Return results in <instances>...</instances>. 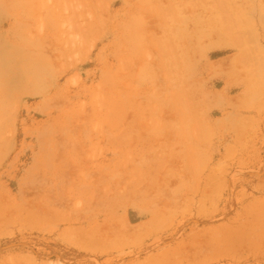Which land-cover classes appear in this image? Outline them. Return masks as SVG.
Wrapping results in <instances>:
<instances>
[{
  "label": "rangeland",
  "instance_id": "374dc122",
  "mask_svg": "<svg viewBox=\"0 0 264 264\" xmlns=\"http://www.w3.org/2000/svg\"><path fill=\"white\" fill-rule=\"evenodd\" d=\"M242 204L264 0H0V264H191L188 230Z\"/></svg>",
  "mask_w": 264,
  "mask_h": 264
},
{
  "label": "crops",
  "instance_id": "0c3cea01",
  "mask_svg": "<svg viewBox=\"0 0 264 264\" xmlns=\"http://www.w3.org/2000/svg\"><path fill=\"white\" fill-rule=\"evenodd\" d=\"M251 206V204H242L235 208L234 213L228 218L213 225H193L194 227L190 228L187 233L188 251L186 254L189 263L216 264L224 260L236 261L238 259L250 262V260L264 258V208L260 204L256 205V208H251ZM145 221L134 225L132 231L128 229L132 234L131 238L141 235L142 239L149 234V227L144 223ZM213 237L216 238L211 240ZM210 244H212L211 247Z\"/></svg>",
  "mask_w": 264,
  "mask_h": 264
},
{
  "label": "bare ground",
  "instance_id": "6f19581e",
  "mask_svg": "<svg viewBox=\"0 0 264 264\" xmlns=\"http://www.w3.org/2000/svg\"><path fill=\"white\" fill-rule=\"evenodd\" d=\"M217 1H219V0H217ZM216 3H217V2H216ZM191 6H192V5H191ZM191 6H190V8H191ZM190 8H189V9H190ZM159 9H160V8H159ZM163 9H164V8H163ZM251 9H252V8H251ZM251 9H250V10H251ZM160 10H161V9H160ZM171 10H172V9H171ZM161 11L163 12V10H161ZM223 17H224V16H223ZM238 39H239V38H238ZM243 40H244V39H243ZM245 40H246V39H245ZM248 41H249V40H248ZM235 43H236V44H239V40H238L237 42H235ZM241 43L243 44L242 41H241ZM242 44H241V45H242ZM244 44H245V41H244ZM245 46H246V45H245ZM246 48H247V47H246ZM248 49H249V48H248ZM161 50H162V49H161ZM161 50H160V51H161ZM161 52H162V51H161ZM223 60H224V59H223ZM215 64H216V63H215ZM193 104H194V103H193ZM196 104H197V103H196ZM185 105H186V104H185ZM185 105H184V106H185ZM184 108H185V107H184ZM178 120H179V119H178ZM187 120H188V119H187ZM183 123H184V122H183ZM200 123H201V122H200ZM61 217H62V216H61ZM62 218H63V217H62ZM62 218H60V219H62ZM51 221H52V220H50V222H51ZM77 221H78V220H77ZM52 222H53V221H52ZM53 223H54V222H53ZM33 225H34V224H33ZM97 226H98V225H97ZM99 226H100V225H99ZM50 228H52V227H50ZM140 228H141V226H140ZM81 230H82V229H81ZM83 230L86 231V229H83ZM104 230H105V229H104ZM139 230H140V229H139ZM216 230H218V229H216ZM68 231H69V230H68ZM68 231H66V232L68 233ZM71 231H73V230H71ZM222 231H223V229L221 230V233H222ZM224 231H225V229H224ZM140 232H143V230L141 229ZM225 232H226V231H225ZM67 233H66V234H67ZM103 233H104V232H103ZM115 233H116V232H115ZM68 234H70V231H69ZM108 234L111 235L110 233H108ZM213 234H214V233H213ZM218 234H220V233H218ZM223 234H224V233H223ZM62 235H63V234H62ZM72 235H73V234H72ZM72 235H71V236H72ZM103 235H104V234H103ZM64 236H65V235H64ZM105 236H106V235H105ZM212 236H213V235H212ZM212 236H211V237H212ZM215 236H216V234H215ZM220 236H221V235H220ZM72 237H73V236H72ZM98 238H99V236H98ZM214 238H216V237L211 238V240L214 239ZM220 239H221V238H220ZM96 241H97V240H96ZM103 241L106 242L105 240H102V242H103ZM202 241H203V240H202ZM98 242H99V241H98ZM99 243H101V241H100ZM106 243H107V242H106ZM106 243H105V244H106ZM109 243H111V242H109ZM109 243H108V244H109ZM206 243H207V242H206ZM101 244H102V243H101ZM101 244H100V245H101ZM106 245H107V244H106ZM211 245H212V244H210V247H211ZM103 246H104V245H102V248H103ZM116 246H117V245H116ZM100 247H101V246H100ZM106 247H107V246H106ZM113 247H115V246H113ZM192 247H194V246H192ZM108 248H109V246H108ZM197 248H198V247H197ZM201 248H202V247H201ZM193 249H194V248H193ZM230 249H231V248H230ZM201 250H202V249H201ZM201 250H200V251H201ZM228 250H229V249H228ZM210 251H211V250H210ZM230 251H232V250H230ZM190 252H192V251H190ZM194 252H195V251H194ZM194 252H193V253H194ZM196 252H197V251H196ZM216 253H217V252H216ZM167 254H168V253H167ZM200 254H201V253H200ZM155 256H156V255H155ZM182 257H183V256H182ZM213 257H214V256H213ZM215 257H216V256H215ZM153 258H155V257L153 256ZM184 258H185V257H184ZM186 258H187V257H186ZM156 259H157V258H156ZM162 259H163V258H162ZM162 259L160 258V260H162ZM187 259H188V258H187ZM157 260L159 261V258H158ZM183 260H184V259H183ZM154 261H155V259H154ZM154 261H153V262H154ZM158 261H156V262L158 263ZM163 261H164V259H163ZM208 261H209V259H208ZM193 262H194V261H193ZM202 262H204V261H202ZM205 262H206V260H205ZM161 263H162V262H161ZM196 263H197V262H196ZM165 264H166V263H165Z\"/></svg>",
  "mask_w": 264,
  "mask_h": 264
}]
</instances>
